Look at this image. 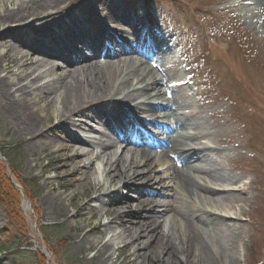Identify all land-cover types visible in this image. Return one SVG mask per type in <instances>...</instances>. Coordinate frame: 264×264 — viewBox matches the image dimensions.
I'll list each match as a JSON object with an SVG mask.
<instances>
[{"label":"bare ground","instance_id":"obj_1","mask_svg":"<svg viewBox=\"0 0 264 264\" xmlns=\"http://www.w3.org/2000/svg\"><path fill=\"white\" fill-rule=\"evenodd\" d=\"M71 1L74 0H0V38L3 40L0 47L4 49L5 62L2 66L5 75L0 77V109L22 136L28 137L30 144L39 147L44 158L60 162L64 169L57 176H68V189L45 194L43 204L59 208L65 202L76 210L80 195L103 191L108 192L105 198L98 196L90 202H95V208L105 206L117 201L114 197L117 188L125 180L128 183L120 189L124 194L132 193L136 205L130 212L123 210L118 214L116 218L122 220L110 222L100 231L98 223L90 226L98 213L93 206H87L88 213L77 209L74 215L85 222L87 230L78 235L85 240L88 251H95V264H108L106 255L114 238L112 233L116 231L112 230L114 226L119 228L121 240L128 239V245L137 248L139 253L134 254L140 258L147 256L158 264H182L190 253L198 264H210L213 258L232 264L238 234L230 227L219 225L207 212L215 193L197 179L202 176L212 184L233 183V180L221 173L220 164L215 166L213 156L220 157V152L203 149L199 144L205 137L201 132L205 125L201 113L180 110L181 98L171 92L165 80L157 86L160 80H156L151 65L162 60L157 40H151L146 33L141 38L135 37L140 33L139 19L144 18L146 11L137 8L134 12L132 0H103L98 4L82 2L60 9L62 12H48ZM236 7L242 10L249 26L258 24L264 36V0H238ZM42 13L44 16H40ZM255 15L257 18L253 20ZM37 16H40L39 23L34 26L28 19ZM24 19L23 25L16 24ZM9 24L18 26L10 31ZM29 25H33L29 28L31 34L27 31ZM124 26L127 37L114 38ZM144 41L149 44L148 48L139 45ZM15 45H22L26 52L17 50ZM13 51L18 52V58L11 56ZM132 53H137L142 60L132 57ZM32 54L42 57L40 61L54 59L55 64H48L44 71L35 69L28 76L25 71L34 61ZM69 66L74 68H65ZM30 76L33 79L23 84ZM132 78L137 89L118 97L120 90L132 86ZM137 96L142 97L141 103L136 102ZM51 104L59 108L61 122L73 115L78 106L94 105L89 120L105 128V134L97 139L80 137L79 131L85 130L80 124L68 121L50 127L55 118L50 111ZM140 112L151 113L148 124L157 131L155 136H148L139 120L133 117ZM158 112L160 115H156ZM112 122L126 129L120 141L114 138ZM86 130L92 133L93 129ZM88 144L99 150L93 154V150L85 149ZM116 144L132 147L127 150L130 159L123 156L115 159ZM97 160L103 166L102 180L93 178L99 168L90 172ZM161 161L166 165L164 173L157 168ZM34 162L40 165V158ZM154 192L169 199L158 206L152 198H141L142 194ZM124 194L119 199L121 203L126 202L122 209L130 208L133 204L126 201ZM230 195L219 198L230 202L234 198ZM103 214L109 216L111 211L104 210ZM164 223L170 227L166 229ZM97 232L111 236L107 241L103 236L95 238Z\"/></svg>","mask_w":264,"mask_h":264},{"label":"rangeland","instance_id":"obj_2","mask_svg":"<svg viewBox=\"0 0 264 264\" xmlns=\"http://www.w3.org/2000/svg\"><path fill=\"white\" fill-rule=\"evenodd\" d=\"M102 1L74 0L58 10L49 9L48 12H62L63 10L60 9L78 6L82 2L98 4ZM132 2L136 9L141 8L147 12L149 9V13H154L157 18L154 22L150 14L149 16L145 14V18L139 19L140 33L135 35L141 38L146 33L151 40H157L158 51L162 56L161 63L156 66L152 64L156 80H160L157 86H161L162 80H165V85L171 86V92H175L181 98L178 105L180 110L201 113L205 122L201 132L205 137L200 139L199 144H202L203 149L220 152V157L213 156L215 166L220 164L221 173L233 180V183L212 184L208 178L200 176L197 179L202 186L208 187L215 193L212 204L209 205L210 211L208 209L207 212L215 222H219V225L230 227L238 234L234 251L235 261L232 264H264V36L259 31L258 24L248 25L242 10L239 11L236 7L238 0H132ZM247 8L251 9V5H247ZM0 12H2L1 8ZM221 12L225 13L238 30L247 36L244 38L246 41L249 40L252 48H255L256 54L253 56L256 60L251 61L252 56L244 52L236 42L216 38L215 36H224L221 30L214 29L215 32L211 34L210 24L219 21L217 15ZM43 14L40 16H44ZM40 16L30 17L28 21L35 26L39 23ZM32 18L34 21H31ZM256 18L257 15L253 20ZM25 22L24 19L16 24L20 26ZM18 25L9 24L11 29L8 27V30L13 31ZM31 27L33 25L27 27L30 34ZM117 37H127L126 31L115 33L114 38ZM188 38L197 41L199 48L192 44L188 46L186 44ZM1 39L0 42L3 41ZM139 45L147 47L149 44L144 41ZM15 48L26 52L22 45L20 47L15 45ZM193 48L200 51L199 58L194 57L196 60L191 58ZM3 51L4 49L0 47L1 78L5 75L2 71V66L5 64ZM132 55L136 59H141L136 53ZM11 56L18 58V52H11ZM32 56L34 61L25 71L28 76L35 69L44 71L47 70L48 64H55L54 59L40 61L42 57L35 54ZM65 68L70 70L74 66ZM56 69L61 70L58 68L54 70ZM31 79L33 78L30 76L23 84H27ZM135 81L133 78L130 79L132 86L120 90L118 97L125 95L131 89H137ZM135 99L138 103L142 101L141 96ZM92 106L94 105L78 106L73 115L63 118L61 122L58 115L59 108L51 104L50 111L54 113L55 118L49 126H61L67 121L78 123L82 130L87 131L89 127L93 129L92 133L79 131L80 137L97 139L105 134V129L89 120L93 112ZM156 115H160V112ZM133 117L139 120L144 130H147L148 136L156 135L157 131L148 124V119L151 118L150 112L148 114L140 112ZM159 122L163 120L160 119ZM10 145L18 148L13 153L10 152L16 162L14 169L9 167L0 153V248L15 245L20 248L13 249L11 253H0V264H73V262L95 264L93 258L95 251H88L85 240L79 237L83 234L82 230H87L85 222H81L74 215L77 209L86 212L88 205L93 206L98 213L92 223L90 222V226L98 223L100 231L110 222L122 220L116 218L118 214L123 210L130 212L136 205L135 196L132 193L124 194L120 189V186L125 185V182L127 184L128 181L123 180L118 186V192L114 196L116 202L98 208H95V202L90 201L96 200L98 196L105 198V193L108 192L80 195L76 210L68 207L65 202H61L59 208L49 203L43 204L45 194L68 189V176L63 174L57 176V172L64 169L60 166V162L44 158L39 147L30 144L28 137H23L0 109V149L5 146L6 150H10L7 148ZM116 146L115 159L122 156L130 159L127 154V150H132L130 145L116 144ZM84 147L93 150V154L99 150L89 144ZM56 148L57 145L54 150ZM36 158H40V165L34 162ZM80 159H84L83 156H80ZM97 168H99L98 175L93 178L102 180L104 172L99 160L92 163L90 172L96 171ZM157 168L164 173L166 168L164 161L158 163ZM25 184H29L31 192L26 189ZM122 194L133 206L122 209L126 203H121L119 200ZM229 194L234 197L230 202L219 198L220 195ZM142 195L141 198L155 200L158 206L169 199L168 196L157 192ZM104 210H110L111 214L104 215ZM162 225L166 229L170 227L166 223ZM112 230L116 231L112 233L114 238L109 242L110 250L106 255L108 264H158L146 258L147 256L140 258L138 254H134L139 253L137 248H131L128 239L121 240L119 228L114 226ZM98 236H103L107 241L111 235L107 237V233H94L95 238ZM124 245L125 249H122ZM118 249L122 250L118 253ZM185 258L187 261H182V264H198L192 253ZM210 264H226V262L220 258H213Z\"/></svg>","mask_w":264,"mask_h":264},{"label":"trees","instance_id":"obj_3","mask_svg":"<svg viewBox=\"0 0 264 264\" xmlns=\"http://www.w3.org/2000/svg\"><path fill=\"white\" fill-rule=\"evenodd\" d=\"M252 50H254V48L250 47ZM6 147L4 146L3 148L0 149V153L2 155V157L4 158V161L9 165V167L11 169L15 168V161L13 159V156L11 155V153H13V151L17 150L18 148H15V146H8L7 148L10 150H6ZM12 149V150H11ZM11 152V153H10ZM29 184H25L24 186L26 187L27 190H29V192H31V187L28 186ZM20 247L15 245V246H7L5 248H0V253H11L14 250H18ZM14 249V250H13ZM74 264V262H73Z\"/></svg>","mask_w":264,"mask_h":264}]
</instances>
